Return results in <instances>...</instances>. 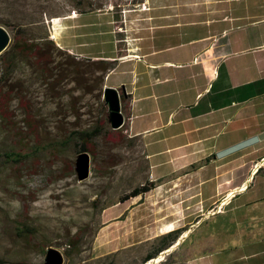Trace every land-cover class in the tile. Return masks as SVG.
<instances>
[{
    "label": "crops",
    "instance_id": "1",
    "mask_svg": "<svg viewBox=\"0 0 264 264\" xmlns=\"http://www.w3.org/2000/svg\"><path fill=\"white\" fill-rule=\"evenodd\" d=\"M123 1L48 24L58 49L111 63L153 184L130 225L182 229L185 264H264V0Z\"/></svg>",
    "mask_w": 264,
    "mask_h": 264
},
{
    "label": "rangeland",
    "instance_id": "2",
    "mask_svg": "<svg viewBox=\"0 0 264 264\" xmlns=\"http://www.w3.org/2000/svg\"><path fill=\"white\" fill-rule=\"evenodd\" d=\"M92 1L101 7L125 3ZM74 3L0 0V27L10 37L22 28L25 39L41 44L29 58L8 49L0 57V76H6L0 101L10 99L0 112V264H44L49 248L62 253L63 264H185L189 240L175 251L173 242L143 263L163 244V236L151 225L135 231L128 201L120 203L147 183V162L125 126L119 131L110 127L102 97L104 66L48 43L53 41L48 22ZM92 131L98 134L85 145L89 175L80 181L76 162L81 152L73 133ZM20 150L28 152L20 163L2 157Z\"/></svg>",
    "mask_w": 264,
    "mask_h": 264
},
{
    "label": "trees",
    "instance_id": "3",
    "mask_svg": "<svg viewBox=\"0 0 264 264\" xmlns=\"http://www.w3.org/2000/svg\"><path fill=\"white\" fill-rule=\"evenodd\" d=\"M95 7H100V5H95L92 0H75L74 7L72 9L80 11V10H93ZM83 8V9H81ZM49 44L53 45V41H48ZM8 51L10 53H13L19 57L22 58H29L34 56L35 54H38L39 51L41 50V44L39 42H33L25 39V31L22 28H17L14 34L11 37V42L8 46ZM1 57V55H0ZM101 65H103L102 72L105 75L107 71L111 67L110 62H104L100 61L99 62ZM6 76L2 75L0 76V84L5 80ZM125 102V98L123 95L120 94V103H121V109L123 110V103ZM10 103V99L6 98L0 101V112H5V105ZM26 126L30 127L31 125L29 123H26ZM124 126V125H123ZM123 126L120 128L122 129ZM120 129L116 130L119 131ZM98 134L97 131H92L90 133L88 132H75L73 133L74 136L77 137L79 141V152H89L88 149L85 147L86 143L91 141L94 136ZM28 156V152L25 150H20V151H13L9 153H5L2 155L4 160L8 163H20L23 160H25ZM153 184L147 182L144 185H141L137 188H134L131 190L129 193L125 194L122 198H120V203L126 202L130 200V198H133L137 195L140 194H145L149 192L152 188ZM180 234V230L173 231L166 236L162 237L163 244L159 246L153 253L148 254L145 258L143 263H146L153 258L156 257L161 251L164 249L170 247L173 242L177 239L178 235ZM77 246V241L72 240L71 242V247L75 248Z\"/></svg>",
    "mask_w": 264,
    "mask_h": 264
},
{
    "label": "water",
    "instance_id": "4",
    "mask_svg": "<svg viewBox=\"0 0 264 264\" xmlns=\"http://www.w3.org/2000/svg\"><path fill=\"white\" fill-rule=\"evenodd\" d=\"M10 42L11 37L9 33L3 27H0V55L7 50ZM102 97L107 106L111 129H120L124 124V118L121 113L119 90L110 87L103 88ZM89 170V155L86 152H81L78 154L76 162L78 180L83 181L87 179ZM44 264H63L62 253L57 249L49 248L45 253Z\"/></svg>",
    "mask_w": 264,
    "mask_h": 264
},
{
    "label": "bare ground",
    "instance_id": "5",
    "mask_svg": "<svg viewBox=\"0 0 264 264\" xmlns=\"http://www.w3.org/2000/svg\"><path fill=\"white\" fill-rule=\"evenodd\" d=\"M106 104V103H105ZM107 107V106H106ZM154 262V261H153Z\"/></svg>",
    "mask_w": 264,
    "mask_h": 264
}]
</instances>
